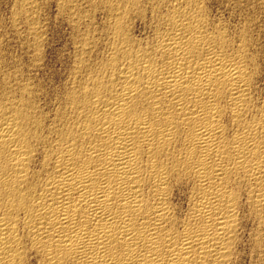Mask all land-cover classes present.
Listing matches in <instances>:
<instances>
[{"label": "bare ground", "instance_id": "6f19581e", "mask_svg": "<svg viewBox=\"0 0 264 264\" xmlns=\"http://www.w3.org/2000/svg\"><path fill=\"white\" fill-rule=\"evenodd\" d=\"M145 1L152 35L142 39L128 22L145 24ZM205 2L103 0L104 53L92 61L95 36L77 47L81 59L53 116L25 82L13 100L0 92V264H235L249 223L252 250H264L258 46L239 25L231 38ZM35 3L13 7L14 21ZM31 21L23 33L35 49L45 25Z\"/></svg>", "mask_w": 264, "mask_h": 264}, {"label": "rangeland", "instance_id": "374dc122", "mask_svg": "<svg viewBox=\"0 0 264 264\" xmlns=\"http://www.w3.org/2000/svg\"><path fill=\"white\" fill-rule=\"evenodd\" d=\"M2 1V0H1ZM5 1H7V2H5ZM12 3H11V2ZM21 1L22 0H14V1H12V0H4V1H2V3L0 2V23L2 24L3 22V24L5 25V26H3V24L2 25H0V31H2V33L4 34H2L1 32H0V42H2V41H4V42H2L1 44H0V46H2L1 48L3 49V51L2 50H0L1 51V56H2V58H1V56H0V58H1V60H0V72H3L4 70H5V72L7 73V75H9V76H5L6 75V73L4 72V73H2L0 76V84H2V83H4V81L6 80V82L1 86V88L4 86V88H3V90L0 88V92L1 93H3V94H0L2 97H4L5 96V94H6V96H8V100L9 99H12L13 100V97L15 98L17 95H14V94H12L13 92H16L17 90H16V88L18 87V85L20 86V85H22L24 82L26 83V84H29L32 88H35L34 89V92H35V94H37L36 95V101L38 102V104H39V102H41V103H44V104H39L41 107H43L45 104L47 105V106H44V107H46L45 109H44V112L47 114V115H49L48 113H49V111H51L52 110V112H50V114L51 115H49V116H53L54 115V112L56 111V109H57V105H61L63 102H64V98H65V94H66V92H67V88H69V85L71 84V80H73V78H74V72H75V70L74 69H76L75 67H77L78 66V63H79V61H80V59H81V56H80V50H79V48H81L83 45H82V43H83V41H84V43L86 42V39L88 40L89 39V35H90V38H93L94 36V38H95V42L99 45V43H100V45L98 46V45H96V53H94L95 54V56H93L94 57V59L92 58V61H95L96 60V58H100L102 55H103V53H104V50H105V47H106V45H103V44H106V41H104L103 39H104V37H103V35H104V32H105V29H107L106 28V24H107V21H110V19H109V14H107V13H109V12H107L108 10H107V8L106 7H104L105 5L103 4V0H88V1H86V0H74L73 2H75L74 4H73V6H72V3L69 5L70 7H68V8H62V3H61V1L60 0H35V2L36 3H38V4H36L37 6H39V8L36 6H34L36 9H37V11H34L35 10V8L34 9H32L33 11H31L28 15H26V17L25 16H23V18H21V16L17 19V21H14V17H13V15H14V10L16 11V9H13V7L14 8H19V6L21 5ZM38 1V2H37ZM41 1V4L39 3ZM45 1V2H44ZM79 1V2H78ZM83 1V2H82ZM90 1V2H89ZM96 1H98V2H96ZM102 1V2H101ZM206 2H207V11H208V9H211V10H209L208 11V16H210V19L211 20H213V21H217V22H220L221 23V21H223L222 23H224V20H226L225 22H227V23H224L223 24V26L225 27V28H228L227 30L229 31L228 32V34L230 33L231 34V36H230V34H229V36L231 37V38H238V36H239V34H240V32H238L239 30H238V28L240 27V29L241 28H244V29H246L247 30V34H248V36H251V35H253V37L251 38L254 42H255V46H258V47H256V49H254V52L255 53H257L256 55L259 57L258 58V63H259V66H261V69H260V73L262 74H259V76L261 75L262 76V78L261 77H259L258 76V80H259V82H261L260 83V85H259V82H258V87L260 88V87H262V89H261V91H260V94H262L263 93V91H264V62H263V58H264V52H263V49H264V46L262 47L261 46V44L263 45V43L262 42H264V34H263V32H264V28L262 27V26H264V0H255V2H253L252 3V1H254V0H249L250 1V3L248 4V3H246L245 1H248V0H236V1H234V0H223V1H226V2H223L222 0L220 1V0H210V2L208 1V0H205ZM233 1V2H232ZM242 1H244V4H242L243 2ZM260 1V2H259ZM15 2H20L19 4L17 3H15ZM78 2V3H77ZM82 2V3H81ZM86 2H89V4L90 5H88L87 6V4H86ZM99 2H101L102 3V6L100 5V3ZM146 2L147 1H145V4H144V9H145V12H146V19H147V21L145 22V24H143V26H142V23H144V22H141L140 23V21L138 22L135 18H132L133 20H130L131 21V23H130V21L128 22V25H130L129 27L130 28H132V32L133 33H135L134 35H135V37H138V38H147V37H150L151 35H152V32H151V29L149 28V21H150V13H149V5L148 4H146ZM205 2V3H206ZM236 2V3H235ZM257 2H259L258 4H257ZM6 3V4H5ZM12 5H11V4ZM43 3V4H42ZM44 3H47L46 4V6H45V4ZM58 3H59V5H58ZM60 3H61V5H60ZM79 3H81V4H79ZM84 3V4H83ZM101 6V8L99 7V5ZM211 3V4H210ZM228 3H229V5H228ZM232 3V4H231ZM234 3L235 4H237L236 6L234 5ZM241 3V4H240ZM245 3L247 4V6H245ZM261 3V4H260ZM4 4V5H3ZM15 4V5H14ZM76 4V5H75ZM78 4V5H77ZM252 4V6H250ZM259 5L260 7H257V5ZM263 4V5H262ZM19 5V6H18ZM42 5V6H41ZM74 5L77 7H75V8H73L74 7ZM79 5H80V7H79ZM83 5H85L84 7H83ZM104 5V6H103ZM145 5H147L146 7H145ZM227 5V6H226ZM235 6V8H233L234 6ZM242 5V6H241ZM249 5V6H248ZM253 5L255 6L254 8H253ZM58 6H60L59 8H58ZM95 6V7H94ZM228 6H230V7H228ZM263 6V7H262ZM1 7H2V10H1ZM41 7H43L42 9H41ZM90 7V8H89ZM92 7V8H91ZM97 7V8H96ZM231 7H232V9H231ZM246 7V8H245ZM250 7L251 8H253V9H251L252 10V12H251V10H250ZM258 8V9H255V8ZM11 8H12V10H11ZM70 8H72V9H70ZM81 8V9H80ZM96 9L95 10V13H94V9ZM104 8H105V10H104ZM148 8V9H147ZM240 8H241V10H240ZM243 8V9H242ZM74 9H76V10H74ZM80 10V11H78L77 12V10ZM85 9H86V11H85ZM88 9H91V10H88ZM146 9L148 10V12L146 11ZM232 10V11H230V10ZM237 9H239V10H236ZM248 9V10H247ZM260 9V10H259ZM41 10V11H40ZM66 10V11H65ZM71 10H73V12L71 11ZM97 10H99V11H97ZM107 10V11H106ZM165 10L166 9H163V11L165 12ZM245 10V11H244ZM250 10V11H249ZM256 10V11H255ZM258 10V11H257ZM263 11L262 13L260 12V11ZM3 11V12H2ZM10 11H12V12H10ZM38 11H40V14H39V12ZM61 11V12H60ZM85 11V12H84ZM87 11H89V12H87ZM92 11H93V13H92ZM230 13H232V12H234L233 13V15L232 14H230ZM239 11H240V13H239ZM248 11L250 12V13H248ZM67 12H68V15H67ZM71 12V13H70ZM105 12V13H104ZM107 12V13H106ZM245 12H247V13H245ZM258 13L259 14V12H260V14L258 15V14H255V13ZM31 13H37V16H33V15H31ZM65 13V14H64ZM72 13H73V15H72ZM75 13H77V14H75ZM82 13V14H81ZM90 13V14H89ZM104 15H103V14ZM237 13H238V15H237ZM241 13L244 15H241ZM252 13V14H251ZM85 14H89V15H85ZM91 14H94V15H91ZM106 14V15H105ZM250 14L252 17H250V15H249V18H246V17H248V15ZM12 17H11V16ZM66 15V17H64V16ZM78 15V16H77ZM80 15V16H79ZM147 15H148V17H147ZM230 15V16H229ZM236 17H235V16ZM245 15H246V17H245ZM255 15H258V16H255ZM8 16V17H7ZM32 18L31 20H35V22H37V20L39 19V21L41 22V24L40 25H42V26H44V27H42V26H40L39 25V27H42V28H44V29H42V28H40V29H38V30H40V34H41V36L43 35V36H45V37H41V38H43V39H40V44L38 43L37 45H35V49H34V44H32V43H34L33 41H30L31 40V38L29 39L28 38V36L29 35H26L25 33H27V34H29L30 33V23H32V21L28 18ZM33 16V17H32ZM83 16V17H82ZM89 16H92V17H89ZM96 18H95V17ZM221 16V17H220ZM233 16V17H232ZM238 16H239V20L237 19L238 18ZM253 16H254V18H253ZM35 17V18H34ZM68 17V18H67ZM79 17H80V19H79ZM82 17V18H81ZM103 17V18H102ZM232 17V18H231ZM235 17V18H234ZM242 17H245L247 20H244V18H242ZM255 17H257L256 19H255ZM260 17V18H259ZM5 20H4V19ZM13 18V19H12ZM78 18V19H77ZM83 18H88V19H83ZM94 18H95V20H94ZM104 18L106 19L105 21H104ZM217 18V19H216ZM219 18V19H218ZM221 18V19H220ZM260 20H259V19ZM261 18H262V20H261ZM23 19L24 20V22H23V20L21 21V20ZM29 19V20H28ZM67 19H70V20H68V22H67ZM82 19V20H81ZM108 19V20H107ZM242 19V20H241ZM4 20V21H3ZM20 22H19V21ZM73 20V21H72ZM80 20V22H78ZM85 20L87 21L88 20V22H85ZM149 20V21H148ZM234 20H236V21H234ZM249 20H250V23H249ZM255 20H257L256 22L259 24L258 26H257V24H255L256 22H254ZM259 20V21H258ZM14 21V22H13ZM28 21H31L30 23H28ZM82 21L84 22V23H82ZM93 21V22H92ZM103 21H104V23H105V25L103 26ZM112 21V20H111ZM137 21V22H136ZM231 21V22H230ZM242 21V22H241ZM27 22V23H26ZM40 22H38V24L40 23ZM135 22V23H134ZM239 22V23H238ZM243 22H245L244 24H242ZM247 22V23H246ZM17 23V24H16ZM18 23H20L19 25L21 26H19L18 25ZM45 23V24H44ZM70 23V24H69ZM80 23V24H79ZM87 24V27L86 28H84L85 26H86V24ZM91 23V24H90ZM132 23L134 24L133 26H132ZM136 23H139V26L138 27H136L138 24H136ZM221 23V24H222ZM237 23V24H236ZM251 23H253V24H251ZM23 26H22V25ZM28 24V25H27ZM82 24H84V25H82ZM242 24V25H241ZM245 24H247V25H245ZM262 24V25H261ZM14 25V26H13ZM26 25V26H25ZM91 25V26H90ZM147 26V27H144V26ZM229 25V26H228ZM237 25V26H236ZM238 25H239V27H238ZM3 26V27H2ZM19 26V27H18ZM71 26V27H70ZM73 26H75V27H73ZM89 26L91 27V28H89ZM93 26H95V27H93ZM144 27V28H141V27ZM235 26V27H234ZM263 29V31H262V29L260 28V27ZM13 27V28H12ZM29 27V28H28ZM93 27V28H92ZM103 27V29H101ZM231 27V28H230ZM237 27V28H236ZM253 29V28H255V29H251V28ZM17 28L19 29V32H17L18 30H17ZM21 28V29H20ZM25 28V29H24ZM75 29V30H72V29ZM77 28H78V30H77ZM80 28V29H79ZM96 28V29H95ZM138 28V29H137ZM235 28V29H234ZM249 30H248V29ZM2 29V30H1ZM3 29H5V30H3ZM16 29V30H15ZM26 29H28V31L26 30ZM83 31H82V30ZM84 29H85V31H84ZM88 29V30H87ZM97 29H99L100 31H98ZM137 31H136V30ZM146 29H147V31H146ZM251 29V30H250ZM258 29H260V30H258ZM23 30L25 31V33H23ZM42 30V31H41ZM89 30H90V32H89ZM91 30H93V31H91ZM96 30V32H99V33H96V32H94ZM102 30V31H101ZM242 30V29H241ZM240 30V31H241ZM45 33H44V32ZM74 31V32H73ZM78 31H80L79 33H78ZM86 31H88L87 33H86ZM135 31V32H134ZM234 31L236 32V34L234 33ZM257 31V32H256ZM22 32V33H21ZM29 32V33H28ZM92 32H94L95 33V35L92 33ZM103 32V33H102ZM138 32V33H137ZM148 32V33H147ZM253 32V33H252ZM17 33H20V37H22L23 39H24V37L25 36H27V37H25V39L24 40H26V41H24L23 39H21L18 35H17ZM75 33H77V34H75ZM81 33V36H80V39H79V35L78 34H80ZM239 33V34H238ZM259 36V40L261 41H259V40H257V35ZM259 33V34H258ZM12 34V35H11ZM22 34H24V35H22ZM75 34V35H74ZM100 36H99V35ZM101 34H103V35H101ZM136 34H138V35H136ZM149 34V35H148ZM97 35V36H96ZM148 35V36H147ZM2 36H3V38H2ZM78 36V37H77ZM85 36H88V37H86L85 38ZM93 36V37H92ZM140 36V37H139ZM146 36V37H145ZM234 36V37H233ZM15 37V38H14ZM19 37V38H18ZM75 37V38H74ZM262 37V38H261ZM26 38H28V40L26 39ZM76 38H78V40L76 39ZM101 38H103V39H101ZM254 38H256L255 40H254ZM1 39H3L2 41H1ZM102 41H101V40ZM44 42V44L42 45V41ZM75 40V41H74ZM81 40H82V42H81ZM30 41V42H29ZM99 41H101V42H99ZM256 41H259L258 43L260 44H257L256 43ZM28 42V43H27ZM32 42V43H31ZM76 42H78V43H76ZM32 44V47H31V50H30V46H31V44ZM74 43H76V44H74ZM83 43V44H84ZM24 44V45H23ZM28 44H30V46L28 47L27 45ZM6 45V46H5ZM39 45V46H38ZM42 45V46H41ZM25 46H27V47H25ZM79 46H81V47H79ZM102 46V47H101ZM260 46H261V48H262V50H261V48H260ZM36 47H38V49L36 48ZM40 47V48H39ZM41 47H42V49H41ZM77 47H79V48H77ZM99 47V48H98ZM0 48V49H1ZM26 48H29L28 50L26 49ZM33 48V49H32ZM77 48V49H76ZM101 48V49H100ZM39 49H41V50H39ZM98 49H100V50H98ZM102 49H104V50H102ZM257 49H259V50H257ZM29 52V53H27V51ZM36 50V51H35ZM38 50H39V53H40V56H42L41 58V60H40V56L39 55H37V56H39V57H37L36 56V54H35V52L37 53V54H39L38 53ZM79 50V51H78ZM101 51L100 53L98 52V51ZM262 51V53H261V51ZM6 51H7V53H6ZM35 51V52H34ZM31 52V53H30ZM27 53V54H26ZM75 53H76V56H75ZM261 54V56H260V54ZM33 54H35V55H33ZM94 54H92V55H94ZM100 54V55H99ZM37 58V60L35 59V57ZM5 57H6V59H5ZM78 57V58H77ZM76 58V59H75ZM38 59H39V63H38ZM79 59V60H78ZM74 60H77L78 61V63L76 62V61H74ZM3 61H4V63H3ZM35 61V62H34ZM32 62V63H31ZM74 62H75V64L76 65H74ZM261 62V63H260ZM263 62V63H262ZM16 64H18V65H16ZM33 64H34V66H33ZM3 65V66H2ZM6 65V66H5ZM36 65V66H35ZM67 65V66H66ZM14 66V67H13ZM38 66V67H37ZM69 66V67H68ZM74 66V67H73ZM5 67V68H4ZM73 69H72V68ZM263 67V68H262ZM2 68H3V70H2ZM72 70V72H73V74H72V72H71V70ZM263 71V72H262ZM9 72H12V73H9ZM17 73V74H16ZM10 74H15V75H10ZM2 75H3V77H2ZM17 75H18V77H20V78H18L17 77ZM11 76V77H10ZM15 76V77H14ZM70 76H71V79L69 80V78H70ZM8 77H10V78H8ZM13 77V78H12ZM16 77H17V79H16ZM73 77V78H72ZM2 78V79H1ZM3 78L5 79V80H3ZM7 78V79H6ZM262 79V81H260L261 79ZM11 81H10V80ZM12 79H15V80H13L12 81ZM21 81H19V80ZM22 79H24V81L22 80ZM30 79V80H29ZM28 80L30 81V82H28ZM69 80V81H68ZM15 81H17L18 82V84L15 82ZM10 82V83H9ZM28 82V83H27ZM70 82V83H69ZM24 83V84H25ZM12 84V85H11ZM32 84V85H31ZM66 84V85H65ZM263 84V85H262ZM8 85V86H7ZM15 85V86H14ZM9 86H13L12 88L11 87H9ZM17 86V87H16ZM34 86V87H33ZM68 86V87H67ZM6 87V88H5ZM16 87V88H15ZM19 88V87H18ZM17 88V89H18ZM37 88H39L41 91H39V89L37 90ZM5 89H7V90H5ZM8 89H14V90H9L8 91ZM7 91V92H6ZM37 91H38V93H37ZM61 91H62V94H61ZM6 92V93H5ZM10 92V93H9ZM18 92V91H17ZM17 92H16V94H17ZM42 93H44V94H42ZM10 94V95H9ZM12 94V95H11ZM40 94H42V96L40 95ZM38 95H40V96H38ZM59 95V96H58ZM63 95V96H62ZM0 96V101L2 102V97ZM10 96H12V97H10ZM10 97V98H9ZM41 98L40 100H39V98ZM58 97V98H57ZM62 97V98H61ZM46 98V99H45ZM57 99V100H56ZM39 100V101H38ZM58 100H60V101H58ZM61 101H63V102H61ZM61 102V103H60ZM57 106V107H56ZM43 107V108H44ZM49 107V108H48ZM51 107V108H50ZM55 107V108H54ZM47 109H51V110H47ZM180 198V195H179V197H177V199H178V202H179V204H180V206H184V207H182L181 209L183 210H185L186 208V202H185V197H184V195H182L181 196V199L182 200H180L179 199ZM184 198V199H183ZM183 202V203H182ZM183 204V205H182ZM183 210V211H184ZM250 224V225H249ZM248 225H247V227H246V229L247 228H249V226H250V228L249 229H245L246 231H251V229H253L252 227H251V223H249ZM245 231V232H246ZM246 232V233H244L245 235H243V237H242V240H241V243L242 244H240V245H242L241 247L239 246V248H238V255H237V259H236V262H235V264L236 263H238V264H264V250H261L260 252H259V250H257L256 248H253V250H252V244H251V242H250V239H249V237H248V235L251 233V232ZM248 237V238H247ZM244 238V239H243ZM249 240V242L248 241H246L247 239ZM243 240H245L244 242H243ZM245 242H247V243H245ZM249 244H251V248H250V245ZM245 245V246H244ZM257 250V251H255V250ZM253 251V252H252ZM263 251V252H262ZM240 252V253H239ZM242 252V253H241ZM257 253V254H256ZM239 254H240V256H239ZM261 254H263V255H261ZM254 255H256V256H254ZM261 255V256H260ZM257 256H259L257 259H259V260H257L256 259V257ZM239 257H241L240 259H239ZM262 257V258H261ZM256 259V260H255ZM256 261H257V263H256Z\"/></svg>", "mask_w": 264, "mask_h": 264}]
</instances>
